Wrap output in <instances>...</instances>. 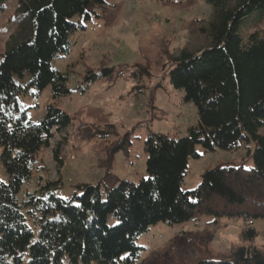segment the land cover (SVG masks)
<instances>
[{
	"label": "trees",
	"instance_id": "trees-1",
	"mask_svg": "<svg viewBox=\"0 0 264 264\" xmlns=\"http://www.w3.org/2000/svg\"><path fill=\"white\" fill-rule=\"evenodd\" d=\"M204 1L210 18L194 25L206 46L181 50L168 71L172 88L194 105L196 125L180 140L149 134L143 142L146 179L120 180L104 190L100 182L83 184L79 194L60 198V181L42 176L38 155L50 149L55 165L63 166L64 138L53 141L72 117L48 104L33 123L22 100H36L47 88L53 100L70 94L67 75L52 63L67 56L70 37L85 30L89 5L103 0H17L16 27L0 60V163L7 176L0 182V264H135L142 250L138 238L159 223L185 224L203 216L236 217L246 224L264 220V0ZM257 12L262 24L243 39L240 24ZM98 78L86 71L82 81ZM109 138L104 130L94 135L103 142ZM197 145L246 149L253 167L217 165L194 190L183 191L188 160L199 157ZM130 148L125 134L110 150L108 167L116 153ZM31 182L34 190L17 198ZM257 234L250 225L240 232L242 245L194 264H264V248L252 245Z\"/></svg>",
	"mask_w": 264,
	"mask_h": 264
},
{
	"label": "rangeland",
	"instance_id": "rangeland-1",
	"mask_svg": "<svg viewBox=\"0 0 264 264\" xmlns=\"http://www.w3.org/2000/svg\"><path fill=\"white\" fill-rule=\"evenodd\" d=\"M17 0L0 4V60L16 24ZM91 20L85 30L70 37L71 51L52 63L54 70L66 74L67 97L52 99L47 88L36 99H23L27 116L33 123L43 117L48 104L72 117V124L59 134L53 145L64 138L62 167L52 160L51 151L43 150L38 160L42 176L60 181L55 193L60 198L79 194L78 186L102 184L114 188L118 181L138 183L146 179L143 142L149 134H162L180 140L197 123L194 105L182 101L183 93L169 84L171 58L187 49L196 52L207 42L195 29V22H206L211 8L204 0H103L88 7ZM262 24L260 14L246 17L238 34L246 39ZM109 69L103 75L102 70ZM86 71L98 74L94 82H83ZM98 130L110 133L103 142L94 139ZM125 134H130L128 153L119 151L108 167L110 150ZM254 146L249 145L252 154ZM197 159H189L181 189L194 190L202 174L217 165L253 167L246 149L226 151L195 147ZM0 182L7 176L0 163ZM34 184H24L32 192ZM252 225L257 237L252 245L264 248V220L246 224L236 217H199L185 224L159 223L149 228L136 242L142 248L135 264H194L198 260L226 255L242 245L240 232Z\"/></svg>",
	"mask_w": 264,
	"mask_h": 264
}]
</instances>
